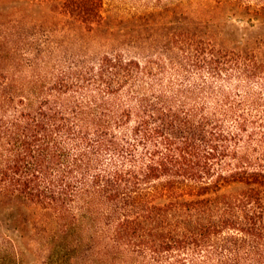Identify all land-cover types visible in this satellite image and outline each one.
<instances>
[{
    "label": "trees",
    "instance_id": "1",
    "mask_svg": "<svg viewBox=\"0 0 264 264\" xmlns=\"http://www.w3.org/2000/svg\"><path fill=\"white\" fill-rule=\"evenodd\" d=\"M39 1L104 20L106 0ZM214 1L264 21V0ZM191 16L172 54L106 52L0 94V193L73 218L61 264H264V30Z\"/></svg>",
    "mask_w": 264,
    "mask_h": 264
},
{
    "label": "rangeland",
    "instance_id": "2",
    "mask_svg": "<svg viewBox=\"0 0 264 264\" xmlns=\"http://www.w3.org/2000/svg\"><path fill=\"white\" fill-rule=\"evenodd\" d=\"M179 15L227 30L240 27L238 38L264 30V21L252 25L248 15L214 0H106L104 20L92 30L43 1L0 0V94L21 93L32 75L89 63L106 52L142 59L172 54L169 31ZM72 221L18 194L0 193V264H61L62 246L75 236Z\"/></svg>",
    "mask_w": 264,
    "mask_h": 264
}]
</instances>
